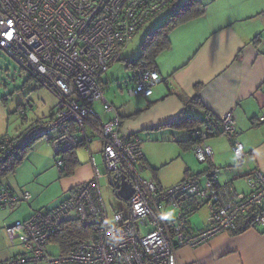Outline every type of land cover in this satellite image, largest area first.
Wrapping results in <instances>:
<instances>
[{
    "label": "built area",
    "instance_id": "1",
    "mask_svg": "<svg viewBox=\"0 0 264 264\" xmlns=\"http://www.w3.org/2000/svg\"><path fill=\"white\" fill-rule=\"evenodd\" d=\"M174 0H0V48L27 71L38 84L57 97L54 114L31 124L22 134L0 137V164L12 154L44 139L63 156L83 147L89 153L92 177L75 188L53 208L36 211L30 218L5 231L24 252L2 264H179V248L199 247L223 233L239 231L247 217L250 227L264 226V174L247 179L251 191L242 194L231 184L218 185L214 171L204 182L187 178L168 188L145 179L141 140L121 132V118L104 92L102 75L123 60L137 33ZM131 96L148 98L163 83L160 74L145 61L133 65ZM113 115L105 122L95 106ZM29 104L22 109L26 113ZM259 121L264 123L262 116ZM232 111L195 131L196 158L211 162L213 151L205 143L211 135L233 137ZM101 142L102 173L91 145ZM233 152L242 163L245 148L235 141ZM62 157V158H60ZM107 175L120 190L122 177L133 189L125 209L110 214L100 180ZM30 192L18 196L8 187L0 190V210L29 202ZM121 199V197H120ZM191 200L185 204L184 200ZM177 211L170 220L166 207ZM199 207L209 211L208 224L194 230L189 214ZM77 220L91 235L69 253L50 254L48 244L62 227Z\"/></svg>",
    "mask_w": 264,
    "mask_h": 264
},
{
    "label": "crops",
    "instance_id": "2",
    "mask_svg": "<svg viewBox=\"0 0 264 264\" xmlns=\"http://www.w3.org/2000/svg\"><path fill=\"white\" fill-rule=\"evenodd\" d=\"M197 1L201 13L174 27L169 33V47L156 57L155 70L163 83L154 89L152 96L123 106L106 99L114 105L121 118V132L141 140L144 165L146 170L152 171L149 180L161 188H168L192 177L204 182L206 173L212 170L218 185L231 184L236 192L248 194L251 189L247 179L255 172L264 174V123L259 121L264 117V0ZM54 111L48 117L26 121L15 135L0 137L18 136L36 121L50 118ZM231 111L235 135L231 138L221 134L207 137L205 143L212 148L213 160L199 161L193 152V146L199 141L193 137L195 131H202L207 124L204 122L218 121ZM98 112L102 113L105 122L113 116L103 113L102 108ZM180 117L204 121L194 127L191 136L195 142L187 148L178 142L189 141L190 134L172 125ZM235 141L241 142L245 148L246 156L242 163L233 152ZM159 145L177 147L174 148L176 154H163L161 159H157L153 148ZM101 147V142L96 139L91 150L101 154ZM80 149L88 152L80 147L67 155H75L79 160ZM193 154L202 165L195 163ZM177 158L182 161V170L164 186L158 181L159 176L166 178L170 174H161L160 170ZM88 162L85 166L78 165L69 177L58 179L65 194L62 198L92 177L93 167ZM7 177L0 179V190L8 187L22 196L25 191L19 187V182H9ZM32 200L33 195L29 202H20L31 204ZM191 202L184 200L185 204L191 205ZM18 205L0 210V264L24 252L19 241L12 243L5 227L27 220L36 211L32 209L27 215H22L18 212L22 209L21 206L17 208ZM203 208L206 207H199L189 214L194 230H202L208 224L207 208L202 224L191 221V217ZM172 211L176 217L177 211L173 208ZM238 225L236 233L220 234L199 247L179 248V264H264V226L250 227L247 217H242Z\"/></svg>",
    "mask_w": 264,
    "mask_h": 264
},
{
    "label": "rangeland",
    "instance_id": "3",
    "mask_svg": "<svg viewBox=\"0 0 264 264\" xmlns=\"http://www.w3.org/2000/svg\"><path fill=\"white\" fill-rule=\"evenodd\" d=\"M184 0H175L174 4L167 8L163 13L155 16L150 20L136 35L134 42L124 53L122 61L114 64L105 74L102 75L105 97L112 101L115 105L123 106L126 103L136 100H142L140 96H131L130 90L135 87L132 77L134 75L133 65L142 55V44L148 34L152 33L159 27L167 18L173 15L182 5ZM132 64V65H131ZM131 65V67H130ZM29 104L32 108H28L26 113H22V109ZM57 104V97L46 88L41 87L38 82L30 76V74L21 68V66L7 53L0 48V136L15 135L23 128L26 121L30 122L38 118L48 117ZM98 110L102 107L95 106ZM100 113V112H98ZM102 114V113H100ZM145 146V145H144ZM31 148V149H29ZM27 154L19 163L17 174L11 173L7 177V181L11 180L16 184L19 182V187L33 195L31 204L18 203L16 206L22 209L18 211L22 215H27L28 212L46 210L58 205L64 198L59 178H61L62 170L65 165H57V156L52 147L44 139H39L33 145L29 146ZM173 148V149H172ZM177 147L165 145L153 148V153L157 159H161L162 155L176 154ZM36 150V151H34ZM95 158L99 164L100 171L106 173L103 164L102 156L96 150ZM79 165L85 166L89 162V155L84 149L78 150ZM62 158V157H60ZM195 163L200 162L192 155ZM178 158L169 166L160 170L161 174L166 175V178L159 176V182L167 186V182L173 181L176 175L182 170L183 164ZM155 163V160H154ZM18 169V168H17ZM151 170H145L142 176L145 179L152 178ZM69 177V175L65 176ZM19 180V181H18ZM157 182V181H156ZM101 188L103 199L108 207L110 214L116 209H125L130 214V208L125 200H120L114 188L110 185L109 177L105 175L101 180ZM73 190L71 191V193ZM60 201L58 204H56ZM32 205V207H30ZM165 215L170 220L174 218L172 208L167 209ZM207 215V209L203 208L198 213L191 217V221L197 225L202 224L204 217ZM47 250L50 254L58 255L61 249L57 242L51 241Z\"/></svg>",
    "mask_w": 264,
    "mask_h": 264
},
{
    "label": "trees",
    "instance_id": "4",
    "mask_svg": "<svg viewBox=\"0 0 264 264\" xmlns=\"http://www.w3.org/2000/svg\"><path fill=\"white\" fill-rule=\"evenodd\" d=\"M197 0H185L183 5L171 16L165 20L152 33L148 34L142 44V55L138 61H145L149 67L155 70V62L158 54L170 45L169 33L178 24L188 21L201 13ZM132 65V64H131ZM130 65V67H131ZM185 101V100H184ZM204 121L200 119H191L180 117L177 122L172 125L177 128L185 129L190 134V139L187 142H178L183 148H187L194 144L192 132L194 127L200 126ZM211 122V121H210ZM209 123V122H204ZM28 148L20 150L6 159L0 164V179L14 173L18 168L22 158L26 155ZM72 153V152H71ZM64 155L63 160L65 169H63L61 177L71 175L75 168L79 165V160L75 155ZM198 209V208H197ZM91 235V230L83 227L77 220L67 222L62 229L55 235L52 241L57 242L61 252L67 254L76 245L87 239Z\"/></svg>",
    "mask_w": 264,
    "mask_h": 264
},
{
    "label": "water",
    "instance_id": "5",
    "mask_svg": "<svg viewBox=\"0 0 264 264\" xmlns=\"http://www.w3.org/2000/svg\"><path fill=\"white\" fill-rule=\"evenodd\" d=\"M110 185L114 188L115 184L114 181H112L110 179ZM120 190H118V192H116L117 197L120 200H128L132 195H133V189L131 188V185L127 183V181L125 180V177H122V183L120 185Z\"/></svg>",
    "mask_w": 264,
    "mask_h": 264
},
{
    "label": "flooded vegetation",
    "instance_id": "6",
    "mask_svg": "<svg viewBox=\"0 0 264 264\" xmlns=\"http://www.w3.org/2000/svg\"><path fill=\"white\" fill-rule=\"evenodd\" d=\"M115 190V189H114ZM116 191V190H115Z\"/></svg>",
    "mask_w": 264,
    "mask_h": 264
}]
</instances>
